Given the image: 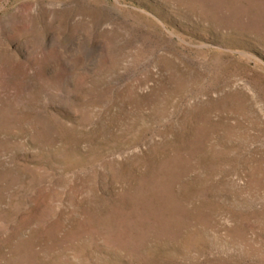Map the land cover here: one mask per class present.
I'll return each mask as SVG.
<instances>
[{"label": "rangeland", "instance_id": "374dc122", "mask_svg": "<svg viewBox=\"0 0 264 264\" xmlns=\"http://www.w3.org/2000/svg\"><path fill=\"white\" fill-rule=\"evenodd\" d=\"M0 264H264V0H0Z\"/></svg>", "mask_w": 264, "mask_h": 264}]
</instances>
